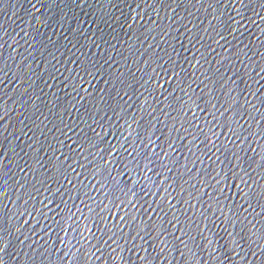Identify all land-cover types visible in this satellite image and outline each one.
<instances>
[{"label":"water","instance_id":"obj_1","mask_svg":"<svg viewBox=\"0 0 264 264\" xmlns=\"http://www.w3.org/2000/svg\"><path fill=\"white\" fill-rule=\"evenodd\" d=\"M0 264H264V0H0Z\"/></svg>","mask_w":264,"mask_h":264}]
</instances>
